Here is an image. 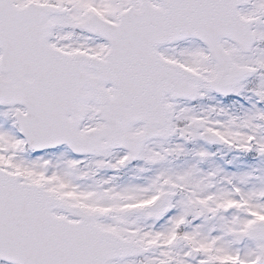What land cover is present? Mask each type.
<instances>
[{
    "label": "snow or ice",
    "instance_id": "obj_1",
    "mask_svg": "<svg viewBox=\"0 0 264 264\" xmlns=\"http://www.w3.org/2000/svg\"><path fill=\"white\" fill-rule=\"evenodd\" d=\"M0 264H264V0H0Z\"/></svg>",
    "mask_w": 264,
    "mask_h": 264
}]
</instances>
